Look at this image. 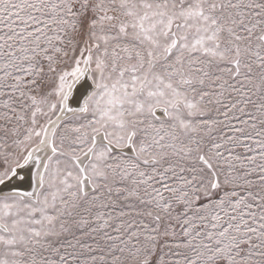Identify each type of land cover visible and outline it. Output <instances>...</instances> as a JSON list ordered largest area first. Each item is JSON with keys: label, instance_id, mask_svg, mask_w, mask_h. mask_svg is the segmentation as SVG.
<instances>
[{"label": "snow or ice", "instance_id": "6c2138e0", "mask_svg": "<svg viewBox=\"0 0 264 264\" xmlns=\"http://www.w3.org/2000/svg\"><path fill=\"white\" fill-rule=\"evenodd\" d=\"M0 264H264V0H0Z\"/></svg>", "mask_w": 264, "mask_h": 264}]
</instances>
